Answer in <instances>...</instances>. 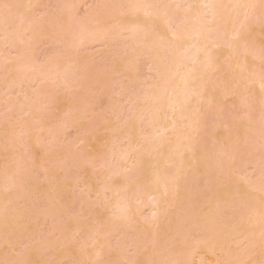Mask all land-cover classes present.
<instances>
[{"label":"rangeland","instance_id":"rangeland-1","mask_svg":"<svg viewBox=\"0 0 264 264\" xmlns=\"http://www.w3.org/2000/svg\"><path fill=\"white\" fill-rule=\"evenodd\" d=\"M211 1L0 0V264H264V0L193 60Z\"/></svg>","mask_w":264,"mask_h":264},{"label":"bare ground","instance_id":"bare-ground-1","mask_svg":"<svg viewBox=\"0 0 264 264\" xmlns=\"http://www.w3.org/2000/svg\"><path fill=\"white\" fill-rule=\"evenodd\" d=\"M146 1V2H145ZM157 1L158 2H160V3H162L161 5V9L159 10V9H155L154 7H153V4H152V2H154V3H156V4H158L157 3ZM224 1H226V0H224ZM242 1V2H241ZM240 1V3H239V5L241 4V3H249V1H251V0H248V1H243V0H241ZM148 3L147 4V7H144V9L146 10L147 9V12H150V14H148V15H150V16H153L152 18L153 19H155V18H157V17H159L160 15H158V14H160V12L162 13V15L164 14L165 16H162L161 17V19H163L164 20V18L165 19H167L168 21H167V25H171L170 23L171 22H169L170 21V19H171V14H169V13H167V12H169L168 10H169V8H170V6H171V4H172V2H173V4H176V7L180 4V3H183V2H189L190 4L191 3H196V4H200V2H201V0H156V1H150L149 0V2L147 1V0H137V3L134 5V8H133V10H134V12H136V11H138L137 9L139 8V7H141L143 4L142 3ZM159 3V4H160ZM216 3H217V5L219 4V3H222L221 2V0H212L211 2H208V4H206V9L207 10H211L209 13L208 12H206V14L208 13L209 15L211 14V16H212V22L211 21H207V22H202L201 23V29L200 30H197V31H193L191 34H190V36H193L194 37V39H195V44H194V50H193V54L191 55V57L193 58V60H196L197 58H198V56H199V52L200 51H202V50H204L205 48H206V44H205V42H203V40L205 39V35H204V32H208V30H210V31H212V33H216V23H215V20H214V17L216 18V15H217V13H216ZM230 3V2H229ZM227 5H228V3L227 4H225L224 5V8L223 9H225L226 7H227ZM238 4H234V6H237ZM144 6H146V5H144ZM138 7V8H137ZM151 13H152V15H151ZM252 14V11H250V15ZM156 15H158V16H156ZM210 16V17H211ZM155 17V18H154ZM151 18V19H152ZM157 19H159V18H157ZM187 21L189 20V19H187V17L185 18ZM152 22V21H151ZM228 22L229 21H227V23H226V25L228 24ZM153 23V22H152ZM140 24V23H139ZM139 24H138V26H137V24H136V26L133 28V30L135 29V30H137L138 29V31L139 30H141V28L139 29ZM148 24V23H147ZM124 26V25H123ZM123 26H121V28L123 27ZM143 28H145L146 29V27H145V25L143 24ZM175 28L178 26V24L176 23V24H174L173 25ZM138 27V28H137ZM141 27H142V25H141ZM173 27V28H174ZM125 28V27H124ZM132 30V31H133ZM135 30L133 31V32H135ZM144 31V30H143ZM140 32V31H139ZM90 34V33H89ZM239 34L240 33H238V32H236V35H235V37H237V36H239ZM84 36H87L88 37V34L86 33V35H84ZM83 36V38H85V39H88V38H86V37H84ZM82 38V40H84L85 41V39H83ZM180 38V36L178 35V34H176L175 32L173 33V39H171V41L173 42V43H177V39H179ZM211 51V47L209 46V47H207V55H208V53ZM207 55H205V56H207ZM209 56V55H208ZM205 58V57H204ZM208 58H210L211 60H214V59H212L211 57H207V58H205V63H207L208 65L210 64L209 62L211 61H208L207 62V60H209ZM211 65V64H210ZM212 65H213V62H212ZM211 65V66H212ZM206 67V66H205ZM187 67H185L184 69H186ZM207 68V67H206ZM209 68V67H208ZM183 69V68H182ZM191 67H188L187 68V70H185V72L187 71V75L188 76H186V78H183V76L181 75L182 73L184 74V77H185V73L184 72H182V70H181V72L182 73H180L179 71L180 70H177L174 74H173V79L175 78V75H177V76H179V74H177L178 72L180 73V76L179 77H176V78H180V80L181 81H179V79H177V83H175L174 81H172V78H170V80H171V83L172 82H174V84H176L177 86H176V90L177 91H175V90H173L174 88H172V84L171 83H168L166 86H164V88H163V91H162V94H161V96H168V95H170V94H172L174 97H175V95L174 94H176V95H178V94H181L182 93V96L184 97L185 96V94L183 95V90L184 89H182V88H179V87H184V85L186 84V82L188 81V80H191V79H189L190 78V76L191 75H193V74H188L189 72H191ZM189 70V71H188ZM63 74H65V73H63ZM62 74V75H63ZM190 75V76H189ZM181 76H182V78H183V80H182V78H181ZM192 77V76H191ZM176 78L174 79V80H176ZM188 79V80H187ZM208 80V79H207ZM210 81V80H209ZM189 82H191V81H189ZM205 82H208V81H205ZM257 82H258V84H259V86H264V83L263 82H261V80L260 79H257ZM184 84V85H183ZM204 85L206 84V83H203ZM188 86L190 85V84H187ZM179 86V87H178ZM186 86V85H185ZM187 86V87H188ZM178 87V88H177ZM186 87V88H187ZM189 90V88H187V92H189L188 91ZM182 91V92H181ZM185 91V90H184ZM167 93H169L168 95H167ZM188 94V93H187ZM189 95H191L190 93L187 95V98L189 97ZM158 95H153V98L155 99L156 97H157ZM186 97V96H185ZM184 97V98H185ZM199 97H201V96H199ZM158 98V97H157ZM184 98H182L181 97V99H183L182 100V102L183 101H185V102H179V104H178V101L176 102V104H178V105H174L175 107L174 108H177V110H175V112L174 113H176V111H178L179 110V108L180 109H183V107H185L186 105H188L189 103H188V101H187V98L186 99H184ZM202 98V97H201ZM180 99V100H181ZM189 99H190V97H189ZM201 99H199L198 101H197V103L200 101ZM190 102H191V100H189ZM188 103V104H186L185 106H183L184 105V103ZM202 103V102H201ZM200 103V104H201ZM183 106V107H182ZM160 111H161V109H159ZM159 110H158V112H159ZM179 112V111H178ZM177 114V113H176ZM183 117H185V115L183 116ZM187 117V116H186ZM182 119H185V118H182ZM185 122H188L189 120H184ZM164 131V130H163ZM163 131H161V133L163 132ZM167 131V130H166ZM164 133H165V131H164ZM2 200V199H1ZM128 201V200H127ZM126 201V202H127ZM158 201V197L156 198V199H154V202H157Z\"/></svg>","mask_w":264,"mask_h":264}]
</instances>
